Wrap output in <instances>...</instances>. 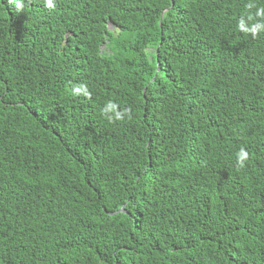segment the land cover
Segmentation results:
<instances>
[{
    "label": "trees",
    "instance_id": "obj_1",
    "mask_svg": "<svg viewBox=\"0 0 264 264\" xmlns=\"http://www.w3.org/2000/svg\"><path fill=\"white\" fill-rule=\"evenodd\" d=\"M249 3L0 0V264H264Z\"/></svg>",
    "mask_w": 264,
    "mask_h": 264
},
{
    "label": "clouds",
    "instance_id": "obj_2",
    "mask_svg": "<svg viewBox=\"0 0 264 264\" xmlns=\"http://www.w3.org/2000/svg\"><path fill=\"white\" fill-rule=\"evenodd\" d=\"M24 2L25 0H7L8 5H14L17 13L22 12L24 10ZM29 4H31L32 0H27ZM45 8L49 10H54L55 0H43ZM255 9L253 13L252 10ZM247 11V21L251 22V26L246 23L245 18H241L237 24V29L239 32L244 35H250L253 39L257 38L260 33L264 32V7H257L254 3H249L246 5ZM73 96H83L86 99H91V93L88 88L84 84L77 85L72 90ZM131 110L125 108L124 110H119V106L109 101L106 106L102 109L101 115L104 116L109 123L114 122H123L125 118L129 121L132 119ZM237 162L236 167L237 170L243 169L245 167V162L249 159V153L241 148L237 154Z\"/></svg>",
    "mask_w": 264,
    "mask_h": 264
}]
</instances>
